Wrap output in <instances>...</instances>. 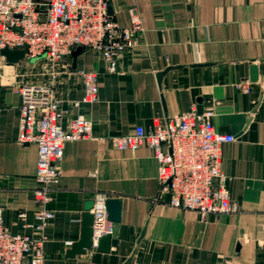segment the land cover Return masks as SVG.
Instances as JSON below:
<instances>
[{"label": "crops", "instance_id": "0c3cea01", "mask_svg": "<svg viewBox=\"0 0 264 264\" xmlns=\"http://www.w3.org/2000/svg\"><path fill=\"white\" fill-rule=\"evenodd\" d=\"M108 2L122 26L131 25L134 8L143 31L114 74L105 71L96 48H82L56 66L58 123L66 128L82 115L92 121L94 136L124 135L136 125L150 130L157 119L213 108L216 130L235 137L222 147L221 169L240 211L204 220L157 201L158 163L146 144L117 150L93 138L68 141L49 204L54 218L46 228L44 264H123L129 256L128 264H264V61L258 62L264 60V0ZM43 59L9 64L0 55V207L13 233H31L18 213L31 223L38 208L32 194L37 146L17 141V87L48 79L49 69L38 64ZM249 60L258 67L253 83L243 81ZM202 63L210 65L192 66ZM169 66L178 67L158 81ZM81 70L96 73L98 99L74 107L83 93ZM100 197L120 200V220L109 222L108 250L66 256L64 242L78 240L85 203Z\"/></svg>", "mask_w": 264, "mask_h": 264}, {"label": "built area", "instance_id": "2783aa9c", "mask_svg": "<svg viewBox=\"0 0 264 264\" xmlns=\"http://www.w3.org/2000/svg\"><path fill=\"white\" fill-rule=\"evenodd\" d=\"M108 5V0H0V49H24L28 60L50 61L48 79L24 80L17 87L21 98L17 141L37 146V185L32 194L38 208L31 223L26 222L24 211L18 213V219L32 232L13 233L6 227L0 207V264H44L46 228L54 218L49 204L60 181L58 163L68 141L93 138L117 150L146 144L158 163L157 201L194 210L204 220L240 211L228 188L229 177L221 169L222 147L235 137L216 130L213 108L157 119L150 130L136 125L124 135L94 136L92 121L82 115L71 118L66 128L58 123L61 101L55 90L56 66L66 65L78 46L96 48L101 51L105 71L114 74L143 31L134 8L129 9L131 25L122 26L110 15ZM79 74L83 93L72 102L74 107L98 99L96 73L81 70ZM105 200L97 198L89 210L93 216L91 250L98 249L100 239L112 231ZM72 243L64 242L67 247Z\"/></svg>", "mask_w": 264, "mask_h": 264}, {"label": "water", "instance_id": "95a60500", "mask_svg": "<svg viewBox=\"0 0 264 264\" xmlns=\"http://www.w3.org/2000/svg\"><path fill=\"white\" fill-rule=\"evenodd\" d=\"M82 47L78 46L73 51V54H77L81 51ZM24 49H8V48H1L0 49V55L3 56L7 63L9 64H15L22 60L24 58ZM32 61L35 59H31ZM256 60H249V73L248 77L246 79H243V81L248 80L249 82H256L258 80V67L256 63H254ZM264 60H259L258 62H262ZM210 65V63H202V64H193L192 66H206ZM178 66H169L165 68L163 71L158 73V81L161 78V76L168 71L169 69L177 68ZM264 89V86L263 88ZM93 206V201L89 200L84 205V212L81 217V231L80 236L77 241L73 242L72 245L67 249L66 256L68 257H74L77 254H83L86 252V250L89 248L90 245V236L92 233V221L93 216L89 212V210ZM105 208L107 211V219L109 222H118L120 220V200L116 198H108L105 200ZM143 236V232L139 236L137 243L140 241V239ZM109 241H110V234L104 235L99 242L98 249L101 251H107L109 247ZM135 251V250H134ZM132 252V254L134 253ZM131 256H129L123 264H128L130 261Z\"/></svg>", "mask_w": 264, "mask_h": 264}, {"label": "rangeland", "instance_id": "374dc122", "mask_svg": "<svg viewBox=\"0 0 264 264\" xmlns=\"http://www.w3.org/2000/svg\"><path fill=\"white\" fill-rule=\"evenodd\" d=\"M39 1H44V0H39ZM26 59V58H25ZM39 66H40V70L42 71V70H47V69H49V67H50V61H49V59H47V58H44L43 60H41V61H39ZM39 81H43V80H39ZM221 214H218V215H211V216H209V217H212V216H220Z\"/></svg>", "mask_w": 264, "mask_h": 264}]
</instances>
